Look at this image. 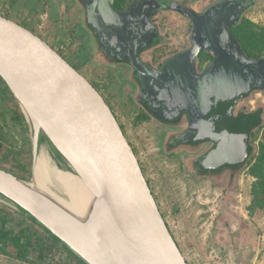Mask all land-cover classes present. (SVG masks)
Wrapping results in <instances>:
<instances>
[{
  "label": "water",
  "instance_id": "1",
  "mask_svg": "<svg viewBox=\"0 0 264 264\" xmlns=\"http://www.w3.org/2000/svg\"><path fill=\"white\" fill-rule=\"evenodd\" d=\"M113 3L94 5L103 29L118 37L136 35L140 25L130 24L128 14L116 12ZM252 6L251 0H222L203 14L175 1L166 6L194 27L191 48L160 72L166 81L160 108L169 118L188 114L190 141L206 137L220 143L223 137L214 126L233 124L237 102L264 91V59L248 58L231 31ZM92 15L89 10L91 23ZM202 51L214 61L200 74L196 63ZM128 62L139 75V59ZM0 77L22 109L33 149L30 180L0 169V202L38 222L87 264H189L103 95L41 37L1 14ZM44 140L89 189L92 201L83 215L60 200L51 181L50 186L36 179ZM232 155L219 156L215 166L241 160Z\"/></svg>",
  "mask_w": 264,
  "mask_h": 264
},
{
  "label": "rangeland",
  "instance_id": "2",
  "mask_svg": "<svg viewBox=\"0 0 264 264\" xmlns=\"http://www.w3.org/2000/svg\"><path fill=\"white\" fill-rule=\"evenodd\" d=\"M182 1L202 13L222 0ZM0 14L46 41L114 109L160 211L189 264H237L239 252L245 255L261 252L264 256V228H259L256 221L264 216V193L262 179L255 171L264 143V91L251 93L237 108L263 109L262 124L253 136V160L234 174L227 170L215 177H200L193 169L198 153L166 148L171 131L146 116L137 103L130 69L112 66L100 53L86 28L78 0H0ZM160 19L167 40L155 50L156 55L165 56L188 45L192 29L189 19L172 12ZM240 29L252 41L248 52L264 58V0H255L254 6L245 12ZM200 61L204 67L210 57L204 54ZM22 114L0 77V169L30 180L32 135ZM42 146L67 171L46 140ZM51 183L55 188H64L58 179H52ZM242 234L247 238L245 243L237 239ZM0 264L87 263L38 222L0 202Z\"/></svg>",
  "mask_w": 264,
  "mask_h": 264
},
{
  "label": "flooded vegetation",
  "instance_id": "3",
  "mask_svg": "<svg viewBox=\"0 0 264 264\" xmlns=\"http://www.w3.org/2000/svg\"><path fill=\"white\" fill-rule=\"evenodd\" d=\"M78 1L82 6L86 28L91 33L100 53H102L103 57L112 66H126L130 69L132 84L135 86L137 92V103L141 106L146 116H149L153 121L171 131L166 148L171 149L172 151L188 149L198 153L193 161V169L195 174L200 177H215L227 170L232 173L231 169L216 173L214 170L221 166H215V162L219 156L225 157L226 154H234L232 156H235V154H238L239 152L241 153V151L237 150L239 148L238 139L245 138L250 134V130L255 126V117H253V114L257 112V110L247 111L245 108L237 109L238 104L241 101L239 100L232 111L233 124L226 127L225 125L220 124L219 121L218 125L213 128V130H215L214 132L220 137H223L221 142L218 143L215 140L206 137L192 141L188 140L191 134L188 132L192 127V122L188 114L182 113L177 117L173 116L172 118H169V116L163 112L162 108H160V101L165 98L164 89L166 86V81L161 76L160 72L168 62L179 57L191 48L194 30L193 22L189 19L192 29L188 38V45L179 51L168 53L165 56H162L161 54L156 55V53H154L155 50L162 46L167 40L162 33L160 18L163 14L170 12L187 18L183 14L166 7L169 1H175L183 7L190 8L187 3L182 0H114L113 8L116 12L120 14H128L127 16H129L130 24L140 25V30H136V35L126 33L121 35V37H118L116 34L103 29L104 27L101 26L97 15H95L96 13L94 9L97 0ZM207 9L199 14H203ZM89 10L93 13L92 23L88 20ZM101 28L104 31H101ZM204 54L210 55L211 58L210 61L202 67L200 60ZM136 59H139L141 63L138 71L139 75L136 73L135 67L128 62ZM213 61L214 56L212 54L207 51H202L199 54L196 63L198 73L202 74ZM110 108L116 115L114 109L111 106ZM150 109L158 111L157 113H159L163 119L153 115ZM121 127L127 136L124 127L122 125ZM201 127L202 128H199L200 134L204 135L206 124L201 125ZM187 135L188 137H186Z\"/></svg>",
  "mask_w": 264,
  "mask_h": 264
},
{
  "label": "bare ground",
  "instance_id": "4",
  "mask_svg": "<svg viewBox=\"0 0 264 264\" xmlns=\"http://www.w3.org/2000/svg\"><path fill=\"white\" fill-rule=\"evenodd\" d=\"M35 173L39 184L44 182L49 184L52 179H58L64 185L62 189L49 184L60 200L73 212L83 215L87 211L92 201L89 189L78 175L62 170L45 147L42 148Z\"/></svg>",
  "mask_w": 264,
  "mask_h": 264
},
{
  "label": "trees",
  "instance_id": "5",
  "mask_svg": "<svg viewBox=\"0 0 264 264\" xmlns=\"http://www.w3.org/2000/svg\"><path fill=\"white\" fill-rule=\"evenodd\" d=\"M251 1H253V6H254L255 0H251ZM243 20H244V15L242 16V18L239 21V23L236 24L234 27H232L231 31H232L233 35L235 36V38L237 39V41L239 42V44L243 48V50H244V52H245V54L247 55L248 58H250L252 60H262V59H264V58H261V57L254 56L253 54H250L248 52V46L252 43V41H251V39L247 40L245 38V36L243 35V31L241 29H240L241 31H239V27H241ZM244 40H245V42H244ZM208 56L211 58L210 55H208ZM22 116H23V114H22ZM262 116H263V109L257 110V112H255L253 114V117H255V119H254L255 126L250 130V134L247 137H245V138H239L238 139L239 140V144H238L239 148L237 150L241 151V153L240 152L238 153L239 156L241 157V160L239 162H237V163L224 164L220 168H217L216 170H214V171H216V173H221L223 170L231 169L232 173L234 174V173L242 170L245 166L249 165V163L253 160V156H254V152H255V148H254V145H253L254 132H255V130L257 128H259L261 126V124H262ZM255 171H257V175L259 177H261V179H262L261 187H262V192L264 193V143L262 144V156H261V158H259V160L257 162V165L255 167ZM23 214H25V213H23ZM28 218H30V217H28ZM31 220L34 221L33 219H31ZM51 235L56 240H58L59 242L63 243L56 236H54L53 234H51Z\"/></svg>",
  "mask_w": 264,
  "mask_h": 264
},
{
  "label": "crops",
  "instance_id": "6",
  "mask_svg": "<svg viewBox=\"0 0 264 264\" xmlns=\"http://www.w3.org/2000/svg\"><path fill=\"white\" fill-rule=\"evenodd\" d=\"M256 221L258 223V227L259 228H264V216H259L256 218ZM239 242L245 243L246 242V237L244 234L240 235L238 238ZM261 248V247H260ZM262 249H264V247H262ZM252 251V250H251ZM237 258L239 259L238 261H236L237 264H264V256H261V252H255V253H247L245 254H241V252H239Z\"/></svg>",
  "mask_w": 264,
  "mask_h": 264
}]
</instances>
